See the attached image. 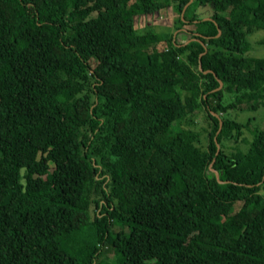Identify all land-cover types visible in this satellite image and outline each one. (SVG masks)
Here are the masks:
<instances>
[{
	"label": "trees",
	"instance_id": "1",
	"mask_svg": "<svg viewBox=\"0 0 264 264\" xmlns=\"http://www.w3.org/2000/svg\"><path fill=\"white\" fill-rule=\"evenodd\" d=\"M188 2L0 0V264H264V0Z\"/></svg>",
	"mask_w": 264,
	"mask_h": 264
},
{
	"label": "rangeland",
	"instance_id": "2",
	"mask_svg": "<svg viewBox=\"0 0 264 264\" xmlns=\"http://www.w3.org/2000/svg\"><path fill=\"white\" fill-rule=\"evenodd\" d=\"M193 4V0L190 3V5ZM189 5V6H190ZM26 11L30 14V16H33L34 13L26 9ZM192 12L196 13L200 18L202 19H208L212 16L213 10L209 6H200L195 5L192 7ZM178 13L176 10V7H170L168 10L163 11L161 14H154L150 16H143L137 19L136 26L138 29H142L146 26L152 27V30H156L157 32L165 33V32H175L176 35L179 34L180 31H175V25L177 22ZM187 30H197L200 32V30L196 26H184ZM179 39L182 41V38L178 36ZM264 38V33H257L255 35L251 36V55L255 57H261L264 55L263 48L259 45V41H261ZM147 45L153 47L156 46L157 49L162 50L166 46L163 43H157L153 38L148 36L146 38ZM90 62H94V59L89 57ZM233 116L237 119L239 122H246L248 117L256 118L257 121H260L261 117V111L256 112H233ZM193 120L195 121V124L193 123ZM208 116L206 112L201 109V111L196 114L192 118H188L187 122L183 124V127L189 130H193L194 132L198 133L200 135V138L202 139L203 147H205L208 144V133L211 129V122L209 123ZM251 141V136L246 134L245 142L242 140H239V144H229L227 147L234 150V155L236 157H242L243 151H245L248 147L247 143ZM184 205L187 206L189 211L192 213H195L200 218H203L205 216V211L198 205L197 202H184ZM1 243H6V241L2 238H0ZM112 252L109 250L107 252L106 256L103 257L107 259L109 262L112 260Z\"/></svg>",
	"mask_w": 264,
	"mask_h": 264
},
{
	"label": "water",
	"instance_id": "3",
	"mask_svg": "<svg viewBox=\"0 0 264 264\" xmlns=\"http://www.w3.org/2000/svg\"><path fill=\"white\" fill-rule=\"evenodd\" d=\"M192 2V0H189V2H188V4L185 6V8H184V10H183V13H182V16L184 15V12H185V9L190 5V3ZM205 20H209V19H205ZM221 86H222V83H221ZM216 117H218L219 118V116L217 115V114H215V113H213ZM222 129V123H220V129H219V131ZM220 153V146L219 145H217V155ZM215 172V174H216V177H217V179H219V174H218V172L217 171H214Z\"/></svg>",
	"mask_w": 264,
	"mask_h": 264
}]
</instances>
